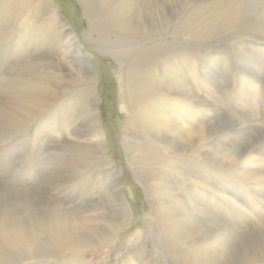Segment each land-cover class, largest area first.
Returning a JSON list of instances; mask_svg holds the SVG:
<instances>
[{"label": "bare ground", "instance_id": "bare-ground-1", "mask_svg": "<svg viewBox=\"0 0 264 264\" xmlns=\"http://www.w3.org/2000/svg\"><path fill=\"white\" fill-rule=\"evenodd\" d=\"M79 1L89 38L109 46L114 33L106 54L125 62L124 144L155 207V247L169 264H264V166L253 158L264 157V63L243 42L264 40V0H136L146 19L129 0ZM59 16L53 0H0V264L107 245L131 218L116 172L104 169L96 76ZM36 31L63 58L30 50ZM231 92L236 104H223ZM147 243L122 264H164Z\"/></svg>", "mask_w": 264, "mask_h": 264}, {"label": "rangeland", "instance_id": "rangeland-1", "mask_svg": "<svg viewBox=\"0 0 264 264\" xmlns=\"http://www.w3.org/2000/svg\"><path fill=\"white\" fill-rule=\"evenodd\" d=\"M140 1V2H139ZM166 1H174V5L178 2L179 4L184 5V0H166ZM188 1V0H187ZM255 2V0H253ZM249 2V7L244 9L248 10V14H252L254 12V7L258 5L259 2L254 5V2ZM260 1V0H257ZM57 7L58 12V20L61 24H67L66 28L72 32L73 37L77 45L81 48L83 53L88 59L89 67L92 71L93 77H95V94L99 100V116L101 120V132L103 134L106 156L110 160V164L105 167L106 171H115L116 177L119 179L120 186L122 187V198L126 205L128 206L131 218L128 223L123 226L117 232V235L112 238L108 244H97L92 245L85 250H80L77 252H66L64 254H60L59 256L53 257L49 261V264H66L70 263L73 260H77L80 256H83L84 260L89 264H122L128 256V251L132 248H135L137 244L144 241L145 236L150 235V243H147L146 249L153 250L156 256H158L164 264H169L167 255L163 252V250H159L155 247V239L156 236L160 233L158 220L154 213V204L152 203L149 194L147 192L145 184L142 182L140 174L138 173L137 167L134 166L130 160V153L127 150V147L124 144V124L125 121L130 117V105L128 102V98L126 96L125 84H124V76H123V65L125 62L123 60L114 59L111 56L107 55L106 52L114 51L115 46L117 44L115 41V35L112 33L109 36L110 45H101L100 41H98V37L96 34H92L91 39L89 38V23L88 18L86 16V12L80 3L79 0H53ZM138 3L144 2L143 0H137ZM136 0H129V4L131 6L135 5V9L142 12L144 14V8H142L137 3ZM162 2V1H161ZM183 2V3H182ZM190 2V0L188 1ZM190 4V3H189ZM179 9V6L176 7ZM139 13V16L142 15ZM151 12V11H150ZM157 9L155 13H157ZM152 13V12H151ZM147 16V15H146ZM144 16V19H146ZM160 16L154 17L158 21ZM148 20H151V16L148 15ZM160 22V19H159ZM47 24V21L41 19L40 17L36 20V26L38 28L43 29ZM36 33V34H35ZM33 38H29L28 45L31 50L33 48L40 47L44 53L49 52L50 55L56 58H63L62 52L63 49L60 44H58L55 40H46L44 38V33H40L36 31ZM167 40L171 41L174 44H177L178 41L175 39H170L167 36ZM164 37L161 34H153L149 40H147L146 44L148 46H154L161 42ZM161 40V41H160ZM97 41V42H96ZM159 41V42H158ZM113 44H112V43ZM182 42V41H180ZM244 47L249 51L254 53H259V62L264 63V40L257 42L254 38L243 39ZM241 42V43H243ZM112 44V45H111ZM38 45V46H37ZM200 46L205 45V43H199ZM250 46V47H249ZM253 47V50L250 48ZM34 51V50H33ZM31 52L32 56L42 55L39 52ZM61 52V53H60ZM35 53V54H34ZM58 54V55H57ZM119 60V61H118ZM258 62V64H259ZM220 64H226L223 61H219ZM211 66V65H210ZM210 66H205L204 69H207ZM228 69V68H227ZM217 69H213L214 71ZM260 72L264 74V67L260 68ZM123 80V81H122ZM241 84H237L235 89L241 88ZM125 91V92H124ZM222 93L219 94V98H221ZM231 96V97H230ZM126 97V98H125ZM227 98H224L225 103H235V95L233 93H229ZM236 104V103H235ZM264 105V104H263ZM174 109V108H173ZM164 115L166 117H173L174 122H178V117L176 114L171 112V114H167V109L164 107L163 109ZM205 111V112H204ZM200 113L201 118L208 116L209 112L204 110ZM198 114V113H196ZM172 120V123H174ZM184 138V137H183ZM186 141V139H183ZM202 144V143H201ZM210 144L206 142V145ZM212 149V147H211ZM170 156V155H169ZM261 156V157H260ZM254 155V160L256 159V164L261 167L264 166L263 155L260 154ZM241 158V157H238ZM245 158H241L240 160H244ZM238 160V159H237ZM261 160V161H260ZM259 161V162H258ZM241 162L237 161L236 163ZM180 165V166H178ZM175 165L176 169L181 170L182 164ZM264 168L261 169V171ZM4 173L0 171V179H2V175ZM184 174V173H183ZM180 173L177 177L179 181H184L185 174ZM3 183V180L0 181ZM208 186H214L211 183L207 184ZM247 198L253 200V196L249 195ZM76 199V198H75ZM69 204H66L64 207H68ZM245 208H249L250 205H244ZM264 206H261L262 209ZM260 209V210H261ZM262 215H264V211L261 210ZM259 220V219H258ZM260 222V221H259ZM264 222V221H263ZM262 223V222H261ZM131 254V253H129ZM125 259V260H124ZM134 260V259H133ZM131 261L130 264H138V260L135 259Z\"/></svg>", "mask_w": 264, "mask_h": 264}]
</instances>
